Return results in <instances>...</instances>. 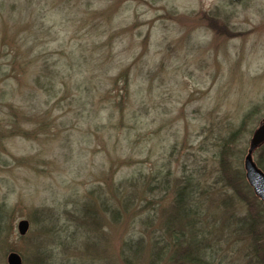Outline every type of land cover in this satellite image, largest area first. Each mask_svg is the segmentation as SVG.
<instances>
[{"label": "rangeland", "instance_id": "rangeland-1", "mask_svg": "<svg viewBox=\"0 0 264 264\" xmlns=\"http://www.w3.org/2000/svg\"><path fill=\"white\" fill-rule=\"evenodd\" d=\"M263 117L264 0H0V264L12 251L22 264H147V245L121 260L124 240L148 244L186 178L207 258L254 264L229 231L246 208L219 161L227 145L249 197L243 160ZM112 184L132 209L108 224L87 202Z\"/></svg>", "mask_w": 264, "mask_h": 264}, {"label": "trees", "instance_id": "trees-1", "mask_svg": "<svg viewBox=\"0 0 264 264\" xmlns=\"http://www.w3.org/2000/svg\"><path fill=\"white\" fill-rule=\"evenodd\" d=\"M264 143L259 146L263 148ZM259 148H257L259 150ZM256 149V150H257ZM255 150V151H256ZM220 165L221 166V180L223 179L230 188H232L233 195L237 199L245 202L246 212L236 219V225L229 227L231 233L237 234L243 233L244 236L249 238L252 249H250V256L254 264H264V206L262 201L255 196L252 188L249 186L246 178V186L249 191V197L242 194L237 183V177L235 173L233 176L230 174V158L228 156L229 150L227 145L220 151ZM227 158V162H226ZM261 157H258L255 161L256 165L261 169L263 167ZM245 177V175H244ZM157 184V183H156ZM194 182L189 178L184 180V183L178 184L174 191V199L172 200L171 212L158 224L159 226L153 230L151 228V234L149 235L148 244L144 239L128 236L120 249L121 260L131 261L132 256L136 258L144 249L148 248V263L147 264H212L207 256L208 243L207 233L205 232V226L200 218V204L197 199L196 191L192 185ZM155 185V184H154ZM161 188V187H160ZM152 189V188H151ZM99 193V191H97ZM147 190L144 192L142 199L147 196ZM151 193L152 190L150 191ZM95 193L94 198L87 202L89 213L94 218V214L91 212L94 210L95 205L99 202L102 203L104 216L110 222H118L120 215L123 211H127L131 208V201L133 193L127 191L125 194L119 185L112 184L104 190L103 194ZM92 196V197H93ZM131 199V200H130ZM96 202V203H95ZM232 207V203L228 204ZM157 206H154L151 214V221L156 216L155 210ZM91 210V211H90ZM96 210V209H95ZM141 217V216H140ZM142 219V218H141ZM232 225V222L231 224ZM2 227V226H1ZM0 227V232H1ZM132 262V261H131ZM130 262V263H131ZM76 264V262L74 263ZM77 264H80L79 262ZM251 264V262H250Z\"/></svg>", "mask_w": 264, "mask_h": 264}, {"label": "water", "instance_id": "water-1", "mask_svg": "<svg viewBox=\"0 0 264 264\" xmlns=\"http://www.w3.org/2000/svg\"><path fill=\"white\" fill-rule=\"evenodd\" d=\"M261 119L258 128L253 131L251 138L249 139L248 151L244 156L243 167L248 184L252 188L255 196L262 201L264 206V172L259 169L252 157L253 151L264 143V117ZM16 227L18 233L24 235L28 230L29 223L27 220L21 219L17 222ZM6 261L7 264H22L20 255L14 251L8 253Z\"/></svg>", "mask_w": 264, "mask_h": 264}]
</instances>
